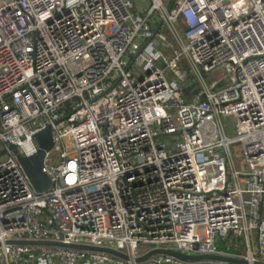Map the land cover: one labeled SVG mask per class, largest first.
<instances>
[{"label": "built area", "instance_id": "1", "mask_svg": "<svg viewBox=\"0 0 264 264\" xmlns=\"http://www.w3.org/2000/svg\"><path fill=\"white\" fill-rule=\"evenodd\" d=\"M2 150L0 264L264 263V0H0Z\"/></svg>", "mask_w": 264, "mask_h": 264}, {"label": "water", "instance_id": "2", "mask_svg": "<svg viewBox=\"0 0 264 264\" xmlns=\"http://www.w3.org/2000/svg\"><path fill=\"white\" fill-rule=\"evenodd\" d=\"M38 147L37 151L30 155V156H25L22 155L18 149V147L15 144H10V150L13 151V153L16 155L20 165L22 166L24 172L29 178V181L33 187V189L37 192H43L46 191L50 185H51V178L50 176L43 171V165H44V159L46 156V153L53 147L54 145V136H53V131H52V126L48 124L45 128L42 130L38 131L34 135ZM5 150H2L0 152V155L3 154ZM24 243H41V244H51L52 242H47V241H39V242H24ZM82 248H90L86 246H80ZM94 249H99V250H105V251H110L113 253H116L120 256H123L124 258H127V256L122 255L118 252L108 250V249H102V248H94ZM163 252L175 254L179 257L185 258V259H193V260H199V259H217V260H226V261H231V262H237V263H245L244 260H240L237 258H232V257H222L218 255H187L181 252H177L174 250H162ZM158 252V251H155ZM154 252H151L152 254ZM150 254H147L143 258L148 257ZM257 264H264V263H257Z\"/></svg>", "mask_w": 264, "mask_h": 264}]
</instances>
